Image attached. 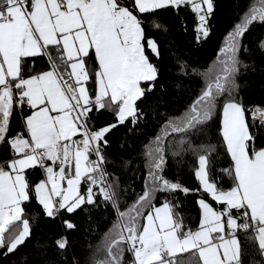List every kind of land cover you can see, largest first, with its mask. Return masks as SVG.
Masks as SVG:
<instances>
[{"label":"snow or ice","instance_id":"1","mask_svg":"<svg viewBox=\"0 0 264 264\" xmlns=\"http://www.w3.org/2000/svg\"><path fill=\"white\" fill-rule=\"evenodd\" d=\"M258 5L229 33L223 59L205 73L200 95L181 115L168 118L162 125L165 134L146 145L143 191L122 210L118 177L108 172L107 136L121 125L135 132L147 119L141 105L159 79L146 53L160 59L161 52L154 39L146 38L142 14L187 7L198 20L197 38H207L214 0H0V149L10 154L0 161L3 254L14 253L30 238L24 205L35 198L53 219L61 213L71 217L101 206L114 208L117 220L105 237L106 258L95 264H245L241 232L258 243L256 251L264 258V147H255L257 136L251 131L264 127V110H249L236 97V76L248 67L240 59L246 50L243 38L254 22L264 24V0ZM257 47L264 52V39ZM45 57L46 70L29 68L30 59L34 65ZM93 59L95 67H90ZM221 104L220 135L232 161L223 170L233 182L229 190L211 174L214 148L193 147L190 141ZM105 109L116 122L95 129L90 113ZM17 114L23 129L13 135ZM186 150L197 156L196 230L178 211L177 194L193 190L164 174L169 151L179 157ZM37 168L45 178L33 185L28 170ZM160 194L165 198L157 206ZM63 226L68 232L77 228L72 219ZM55 245L66 253L67 236ZM72 264L79 261L72 257Z\"/></svg>","mask_w":264,"mask_h":264},{"label":"trees","instance_id":"2","mask_svg":"<svg viewBox=\"0 0 264 264\" xmlns=\"http://www.w3.org/2000/svg\"><path fill=\"white\" fill-rule=\"evenodd\" d=\"M253 4L259 6L258 0H214L215 11L209 21L210 35L207 38L201 36L199 39L196 32L197 17L187 7H181L179 10L162 9L155 14H142L145 36L154 39L161 52L160 59L153 57L150 52L146 53L157 66L159 79L155 91L149 93L147 100L141 105L148 113L147 119L138 125L135 132H129L127 125H121L107 136L108 172L118 177L117 191L120 193L122 210L143 191L147 173L146 145H149L158 134H165L162 132V125L168 118L181 115L200 95L206 86L205 73L209 69H215L223 59L221 50L226 46L229 33ZM157 24L160 25L159 28L155 27ZM260 39H264V24L254 22L243 38L246 50L240 54V59L248 67L241 68L236 76L238 85L236 97L249 110L256 108L264 110V52L257 47ZM28 66L46 70L48 61L45 57L36 60L33 65L30 59ZM90 67H95L94 59L90 62ZM221 108L222 104L218 105L213 119L209 121L205 130L191 136L190 141L193 147L211 145L214 148L211 174L217 178V183L223 190H229L233 182L223 170L231 168L232 161L220 135ZM24 111L25 114H29L27 108ZM90 117L95 129L116 122L113 113L106 109L93 110ZM248 120L252 122L250 112ZM20 128L21 117L17 114L11 122V133L14 135ZM251 131L257 136L255 147H264V127L258 126ZM184 147L188 149L187 144ZM8 158L9 153L0 149V161ZM167 159L164 173L166 178L193 190L187 196L177 194L181 205L178 211L185 224L196 230L200 220V209L197 205L199 197L195 193L199 184L194 175L197 156L191 150H186L179 157H173L169 151ZM28 178L35 185L41 180V174L36 169L28 173ZM164 198L163 194L158 196L157 206ZM212 203L213 207H219ZM24 215L30 221L31 236L14 253L7 256L3 254L6 250L0 249V264H72V257H75L79 264H95L96 261L106 258L108 241L105 237L117 220V213L111 205L106 208L104 206L99 209L92 208L87 213L71 217L61 213L55 219L49 218L45 216L35 198L25 203ZM65 219H72L77 225L76 230L66 231L63 226ZM62 235H66L69 240L66 253L59 252L55 245L56 239ZM239 236L246 251L245 264H264V258L256 251L258 243L248 238L249 233L241 232ZM126 258L130 259V254L126 253Z\"/></svg>","mask_w":264,"mask_h":264},{"label":"crops","instance_id":"3","mask_svg":"<svg viewBox=\"0 0 264 264\" xmlns=\"http://www.w3.org/2000/svg\"><path fill=\"white\" fill-rule=\"evenodd\" d=\"M22 129H23V121H22V119H21V128H20V131H22ZM19 131V132H20ZM18 133V132H17ZM17 133H15V134H17ZM14 134V135H15ZM10 155V154H9ZM47 164L49 165V166H51V162L49 161V162H47ZM34 170H36V169H34ZM34 170H28V173H31L32 171H34ZM37 170L40 172V174H41V180L42 179H44L45 178V174H44V172L42 171V170H40V169H38L37 168ZM40 181V180H39Z\"/></svg>","mask_w":264,"mask_h":264},{"label":"rangeland","instance_id":"4","mask_svg":"<svg viewBox=\"0 0 264 264\" xmlns=\"http://www.w3.org/2000/svg\"><path fill=\"white\" fill-rule=\"evenodd\" d=\"M258 116V115H257Z\"/></svg>","mask_w":264,"mask_h":264}]
</instances>
